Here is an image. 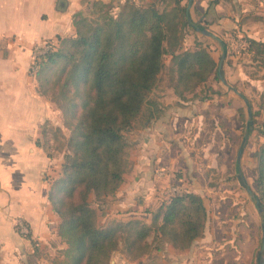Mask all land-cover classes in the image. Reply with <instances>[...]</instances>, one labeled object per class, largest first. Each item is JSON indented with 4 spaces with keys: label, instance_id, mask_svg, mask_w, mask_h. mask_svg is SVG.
<instances>
[{
    "label": "crops",
    "instance_id": "crops-1",
    "mask_svg": "<svg viewBox=\"0 0 264 264\" xmlns=\"http://www.w3.org/2000/svg\"><path fill=\"white\" fill-rule=\"evenodd\" d=\"M102 1L115 9L124 0ZM133 1L157 6L163 0ZM177 2L171 0L170 8L164 9L185 3L187 18L192 21L197 13V21L206 22L203 31H196L215 40L217 50L222 34L232 28L239 36L264 42L255 24L243 18L252 8L249 0ZM81 6L82 0H0V264H52L64 246L55 230L58 216L47 199L61 154L46 155L41 134L43 121H53L58 109L38 92L29 65L35 43L46 38L56 42L57 35L73 33L71 14ZM194 48L196 43L188 49ZM225 56L235 61L226 46ZM240 77L244 79V73ZM239 92L177 99L183 103L179 106L160 100L156 104L161 109L151 116L152 106L145 103L139 124L134 127L132 121L126 129L131 138L120 183L92 204L97 223L130 218L149 222L157 191L171 182L177 168L181 173L176 180L200 195L206 219L201 235L183 249L165 242L161 249L137 258L116 250L108 264H257L263 216L249 192L232 184L234 180L239 187L244 184L238 169L246 144L239 145L243 127L241 111L237 115L243 107ZM255 149H250V156ZM158 167L168 173L156 175ZM213 170L217 179L208 185ZM17 218L26 225L23 234L16 230ZM262 257L264 264V252Z\"/></svg>",
    "mask_w": 264,
    "mask_h": 264
},
{
    "label": "trees",
    "instance_id": "trees-1",
    "mask_svg": "<svg viewBox=\"0 0 264 264\" xmlns=\"http://www.w3.org/2000/svg\"><path fill=\"white\" fill-rule=\"evenodd\" d=\"M70 23L73 33L57 35L56 46L36 56L32 70L38 92L49 94L67 129L59 172L47 189L50 207L58 216L56 234L64 243L51 263L108 264L116 250L137 258L161 249L165 242L176 249L187 247L201 235L206 219L199 194L185 190L161 199L150 211L147 223L130 218L104 225L97 223L89 196L97 203L120 183L128 162L123 131L147 102L164 53L170 54L175 75L172 91L178 99L185 100V93L210 75L219 78L216 61L204 45L196 43L194 49H182L178 43L183 23L198 31L204 26L189 20L184 6L158 10L152 3L133 0L122 1L115 13L108 2L82 0ZM240 39L244 52L250 53L251 59L258 57L264 67V42ZM218 43L222 55L225 46L230 49L228 41L220 39ZM257 105L264 111V85ZM154 109H149L148 116L155 113ZM59 130L58 126L52 128L49 120L41 125L42 147L48 156L59 152L48 148L47 133L51 131L54 138ZM258 134L264 137V117ZM253 156L255 188L251 198L259 202L264 216V140Z\"/></svg>",
    "mask_w": 264,
    "mask_h": 264
},
{
    "label": "rangeland",
    "instance_id": "rangeland-1",
    "mask_svg": "<svg viewBox=\"0 0 264 264\" xmlns=\"http://www.w3.org/2000/svg\"><path fill=\"white\" fill-rule=\"evenodd\" d=\"M210 1H213V0H210ZM259 1L261 2L259 3ZM249 2L253 3L252 8L248 11L249 13L246 14L243 18L251 20L255 24V30L257 32L258 31L261 32L262 37H264V1L263 0H249ZM136 3L139 4L140 2H136ZM156 3H157L156 7L158 10H166L164 8H167V9L170 8L171 0H163L160 3L159 2H156ZM163 3H164L163 9H160ZM140 4H143V3H140ZM178 6H184L185 8V3L182 5H178ZM116 10L117 8L114 9L111 7L112 13H115ZM175 11H180V10H175ZM188 11H190V6L187 8V12ZM179 13H180L179 18H181L182 16L181 12ZM184 13H185V9H184ZM240 20L244 21L243 19H240ZM192 22L196 23L197 26H199L200 23L199 21H197V13L195 14ZM200 25L207 27L206 22H203ZM222 35L223 36L221 37V39L228 41V45L230 46V49H228V52L234 56L235 61H233L231 57H228V56L226 57L225 51H224L223 56L220 61L221 62L220 71L218 72L216 69V71L219 73V76H218L219 78H215V76L210 75L204 82L200 83L195 88V91L186 92L185 96L187 99V98H192L196 96L208 97V96L217 95L220 93H226L227 91H233L234 89L240 91L239 95H241V98H243V105H242L243 107L242 108L240 107L237 109V115H238V112L241 111L239 115L241 114L243 116V127H242V134L239 139L240 140L239 145L243 144L242 143L243 141L246 142V144L242 145V148L243 147L245 148V152L243 153V159L239 160L238 169L240 170L239 175L243 176L244 184H241L242 186L239 187L238 184L240 182L238 180L236 181L234 180L232 184L237 186L239 190L244 191V193L247 194L248 192L246 188H248L251 192H253L255 188V181L253 180V178L255 177V160L253 158L254 156H250V149L253 147H257L258 144L264 140V137L258 134V128L260 124L263 122L264 111H263V108L258 107L257 105L259 91L262 89L264 85V76L262 77V75L264 74V67L261 65V62L258 60V57L256 59H251L250 53L244 52L242 48L237 49V45L235 44V41L236 39H240V36L236 34L235 29L232 28L230 30H227ZM3 40L4 39H2V43H3ZM43 40L49 41L51 39L46 38ZM197 42L204 45L208 49L210 55L216 61V68H217L221 49L219 47L217 50V45L215 43L216 41L213 40L209 36L200 34L198 31L192 29L187 23H183L179 29V37H178V43H179L180 48L182 49L192 48L194 47V44ZM56 44H57V41L52 47H55ZM163 44L166 45L165 42H163ZM30 53H32V49ZM261 55L264 58V53ZM162 62L163 64L157 74V79L155 81V84L151 88L147 96V102H151V105L155 108L153 110L155 112L161 109L156 104L158 102L160 103L161 102L160 100L162 101L167 100V103H166L167 105H175V106L183 105V103L177 100L178 98L172 91V84H173L175 75H174V71H173V68L170 62V54L168 52L162 55ZM242 73H244L245 75L244 79L240 77ZM213 90H215L216 92L213 93ZM44 95L48 99H50L48 93ZM52 103L54 102L52 101ZM53 105L57 108V105L55 103ZM145 111H146V108H145V103H144L138 115L133 120L132 126L136 127L139 124L140 122L139 119ZM54 126H58L60 130L55 131L56 136L54 138H52L51 136L52 135L50 133L51 131L47 133V138H49L47 139V142H48L47 145L50 150L52 151L56 150L59 152V154H61L62 149H63V139L65 135L67 134V129L62 125L59 109L57 112V117L53 121H51V127L53 128ZM130 134H131L130 130L123 131V136L126 139L128 145H129V140L131 138ZM57 148L59 149L57 150ZM127 149H128V146H127ZM236 153H237V150H236ZM239 153H242V150L241 152L239 151ZM126 156H128V150H127ZM244 156L246 157V160H245L246 162H244ZM127 161H128V157H127ZM240 165L243 167H241ZM180 173L181 171L179 168H177V170L175 171H172L171 172V182L178 183L176 179H177V176L180 175ZM216 176L217 175L215 173V170H213V173L210 175V181H209L211 185H214V181H216L217 179ZM179 184L185 187L183 184L181 183ZM157 197L158 198H156V205L162 199V197H159L158 194H157ZM89 201L91 204L95 203V200L92 198L91 195L89 196ZM259 216L261 217V214Z\"/></svg>",
    "mask_w": 264,
    "mask_h": 264
},
{
    "label": "built area",
    "instance_id": "built-area-1",
    "mask_svg": "<svg viewBox=\"0 0 264 264\" xmlns=\"http://www.w3.org/2000/svg\"><path fill=\"white\" fill-rule=\"evenodd\" d=\"M54 44H55V41L42 40L40 43L34 44L32 46L31 61L29 65L31 71L35 67L34 59L36 58V56L41 55L44 51L51 48ZM235 44L237 45V49L243 48L244 41L241 39H236ZM167 173H168V170H166L164 167H158L155 169V174L158 176H163ZM183 191H185V188L181 186L179 183L169 182L166 185L162 186L157 191V194L160 197H162V199H165L175 194L176 195L181 194ZM14 223H15L16 230L18 232L22 234L26 232V225L20 218H17Z\"/></svg>",
    "mask_w": 264,
    "mask_h": 264
},
{
    "label": "water",
    "instance_id": "water-1",
    "mask_svg": "<svg viewBox=\"0 0 264 264\" xmlns=\"http://www.w3.org/2000/svg\"><path fill=\"white\" fill-rule=\"evenodd\" d=\"M187 5H189V1L187 2ZM221 58H222V55H220L219 62L217 64V68H216L218 72L220 71ZM247 191L249 192L250 196H253V192H251L249 189H247ZM254 202H255L256 207L258 209H260L261 206H260L259 202L256 199L254 200ZM260 226H261L262 233H261V239H260L259 247L257 250V264H263L262 255L264 252V216H263V220L260 223Z\"/></svg>",
    "mask_w": 264,
    "mask_h": 264
}]
</instances>
